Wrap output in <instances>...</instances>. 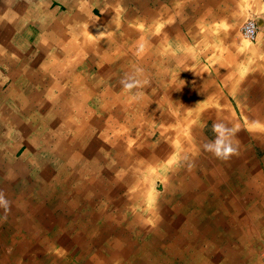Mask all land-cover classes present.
I'll return each instance as SVG.
<instances>
[{
  "label": "rangeland",
  "instance_id": "374dc122",
  "mask_svg": "<svg viewBox=\"0 0 264 264\" xmlns=\"http://www.w3.org/2000/svg\"><path fill=\"white\" fill-rule=\"evenodd\" d=\"M253 2L254 5H256L257 2L254 0L248 3L251 6ZM172 3H176V1L148 0L145 2L143 0V3H141L137 0H134V2L133 0H105V14L109 16L116 15L117 17H115V20H117L114 21L115 24L105 21L104 34L101 30L99 31L102 26L97 24L99 29H94L96 24L90 26L91 24L88 22L87 25L83 27L84 30L78 27L80 28L79 31L74 30L70 33L62 32V45L60 43L56 44L57 46H63V49H61L62 51L70 50L69 48L65 50V45L73 46V53L74 50L78 48V52L80 53L78 56L79 58L82 57V59L80 61L77 60V64L66 63V65L62 59L60 63L56 64H40L38 65L40 67L37 68L38 70H33L34 73H37V76L31 79H24L21 85L15 84V79L13 75H11L14 66L12 68L13 70H11V68L5 70V65L2 64V59H0V75L2 76V73H5L2 80H0V114L3 113L1 106L11 108H7L8 111L6 110V112H10V116L5 117L9 122L0 125V176L4 174L12 176L9 177L6 184L9 185L7 192H27V190H29L30 195L34 193L33 199L31 198L32 201L37 202L46 200L48 203L51 202L56 204L59 210L57 212L61 213L63 212V207L60 205H63L62 203H67L61 186L63 184L70 185L68 180L71 178L69 176L75 174V177H81L86 165V172L89 175H86L87 177H92V179H94V177L96 178L98 176L97 182L99 185L95 187V193L87 200L86 206L84 205L86 208L83 206L81 211L84 215L87 212L86 214L95 213L103 216L102 218L93 217L94 220L88 223L91 225V230H93L94 234L86 232L88 238H85L84 236L81 237L78 233H72V235H76L77 241H72V243H74L72 248L69 247L68 242H66L67 244L65 245V247H69L70 250H73L74 247L78 250L77 254L75 253V255L78 256L75 260L76 264H92L93 260L102 261V257L93 258L94 256L90 254L91 252L89 253L87 251V244L91 242V240L96 241L98 238L104 237L100 235L104 232L105 242L103 243H105V251H102V253H106V256H109L111 252L114 254L120 252L116 249L117 247L120 249L123 246L128 247V249L131 250L127 255L129 260L128 264H164L165 261V264H264L263 145L260 143H250L249 149L251 152L248 154V157L236 156L226 161L219 159L221 165L225 168H222V172L215 173V175L213 174L212 176L208 175V173L215 170L214 165L219 164V162L211 153L201 149L204 144L201 141L205 139L206 134L210 136L209 140L215 139L216 134L212 127L215 122L214 119H217V117L222 119L225 117V119L233 117L238 119L244 128H247V118L245 117L250 116L252 111L250 107L255 105L252 107L256 109L264 105V26H262V24L260 25L259 39L255 42L246 39L242 34V24L244 21L250 17L257 18L256 14L259 13V10L256 8L251 9L249 6V8L244 11V16L234 17V15L231 14L230 21L228 20V22H226L222 20L218 22L208 16L214 11L211 9L209 12H205L207 16L203 19L204 24L200 27L203 31H185L181 34L180 30L183 26L180 25V22L173 23L171 15H169L167 19V14L173 11ZM211 3L212 2H210V4ZM231 3L232 7H230L228 13L238 15V13L242 11V8H236L235 10L234 6L236 2ZM190 4H192V2L189 1V9L176 7L177 9H175L174 12L177 15H181L182 11H185L186 14L189 12V16H192L196 13V8L192 9ZM159 6L166 7V12H163L160 7L161 16H158L159 12H157ZM262 12H264V10ZM261 18L264 20L263 17ZM192 19L194 18H191V20ZM136 27L140 32L136 31ZM102 36H105L104 60L92 53L98 49L101 50ZM140 36L149 37H147L145 42H141L139 41ZM56 37L57 42L58 40L60 41L61 38L58 39V34H56ZM159 54H164V57L165 55L168 56V60L164 58L166 60L164 65L169 68L170 73L175 71L176 78L173 79L175 81L178 79L177 82L183 81L179 82L180 84L178 86L172 83L170 79L168 89H170L169 84L175 86V90H172V92L170 91L171 99L175 103H178L183 98L180 92L182 91L184 93L185 99L189 92L190 98L184 107H187L186 110H190L191 116L201 124L202 129L201 134H197L198 136L194 138L195 145L193 144L191 147H188L189 144L186 142L181 148H171L173 140L175 141L176 134L174 135L167 131L166 124L160 121L158 116L162 111L166 112V110H171L167 106H163L165 109L157 107V110L152 113L151 119H147V121L141 119L134 124L133 127H130L128 131L131 137H128V141H131V145H134L131 138L134 141H138L146 134L150 133L153 137L149 136V141H152L153 143L151 142V144L153 145H157L158 138L161 137L168 138L171 142V145H169V153L165 152L166 154H163L164 157H168L169 159L167 167L162 166V163H164L163 159L160 160V163L157 160L155 161L157 162L154 164L155 166L153 165L152 168L149 167L148 171L143 173L147 175L148 182L151 181L152 187H156L154 191L156 195L154 194L153 196V198H155L151 200L153 207L145 212L144 208L141 210L142 208L139 207L137 210V207L133 208L131 206L132 201H129L131 198L129 194L135 188L142 192L141 197L137 200L140 206L147 198L146 195H152V193H150L151 190L148 192V187L141 183L136 187L127 188V186L122 185V182H118L116 178L117 175L123 174L124 177L126 176V179L127 176L132 179V176L134 177L137 175V171H140L139 174L141 173V170L136 166H126V162H120L118 158L112 157L116 153V146L110 143V141L112 139L117 140L116 132L122 130L120 126L123 127V125H126V121L121 120L118 122L120 126H115L114 129H108L109 131L107 132V128L110 125L108 122L110 113L108 116H105V113H101L100 104L103 100L101 99L102 97H105L106 101L112 100L123 92L124 95L126 94L125 97L132 102V104L129 105L130 108L140 113L138 111L139 108H137L140 104H136L135 102H141L142 97L136 100L132 99L133 93L125 92L119 83L126 73L133 74L136 72V69L141 70L137 74V78H141L140 81L142 82V86L133 91L149 94L150 91H155L157 89L156 92L159 94L153 99L156 100V102L158 100L161 102L164 97V91L161 92L157 87L158 73L153 70V66L156 68L157 62H159L157 58L160 60L163 58L158 56ZM155 56H157V58ZM71 60L70 58L68 62H71ZM103 61L105 64H102ZM147 63H151V70L147 69V75L145 76L144 67L142 65ZM104 65L105 71L103 68ZM176 66H178V68ZM80 75H83L86 80L81 81ZM112 78H117L119 80L118 83H110L108 80ZM186 78H188V80ZM146 81H148L149 84V89L147 88V90L143 85L146 84ZM202 82L207 83L202 84ZM76 83L78 86L81 85L82 87H89L92 84L95 86V89H92V94H89V97H86L84 100L85 103L88 101L85 105V113L87 111L86 109L92 108L91 112L95 113L103 123L105 122V126L99 124L97 126L91 125L92 127L90 126V130L94 132L93 134L95 137H86L81 146L78 145L79 142H77V138H75L77 130L71 128L68 123V119L70 118L68 113L77 116L79 105L81 107L82 104L81 91L76 89ZM14 84L20 86L17 91L13 88ZM182 84L184 85L183 88L181 86ZM69 86H71V89ZM20 89H23V92H21ZM204 90L209 91V94L204 93ZM198 91L202 94L201 101L195 100L196 96L194 94H197ZM19 94H23V96ZM2 95L8 97V104L2 103ZM70 97L74 100L73 104H65ZM256 97L258 99H255ZM251 102L253 104L250 105L249 103ZM149 104H153L151 99ZM200 104L202 106H200ZM150 108H152V106ZM197 108L208 110L209 114H212L214 117L212 116L213 118L211 117L210 119L200 117V119H198V117L194 116V111H196ZM117 109L116 107V110ZM113 111H115V108L113 109L111 107L109 112H111V114L115 113ZM23 114L26 116H23ZM248 120V126L251 127L250 129L253 131H261L260 133L264 131V121L257 119L250 120V118H248ZM197 122L196 124H198ZM50 126H54V128H50ZM38 128L39 130H37ZM191 129L187 132L186 129L181 130L171 127L173 133H180L179 135L185 134V136L191 132ZM54 133L56 136H54ZM102 134L104 138L101 136ZM179 138L181 137H178V139ZM84 146H87L84 148V150L87 151L86 153L83 151ZM42 154L44 155L42 156ZM127 154L125 155L124 153L123 157L127 158ZM146 154H148V152H146ZM64 155H67V158ZM253 157L259 166L258 172L251 167L252 164L248 166V162L251 161L252 163ZM92 160L95 161L92 162ZM96 162H98L97 165H99V170H97ZM94 164L96 170L93 169ZM51 170L54 171L51 172ZM221 175L224 176L221 177ZM141 179L144 180L145 176L142 175ZM195 180L199 181L197 185H193L192 187H186L184 185L186 182H191V184H193ZM70 181L73 182L75 180L71 179ZM108 190H111V192ZM143 205V207H147L145 204ZM118 212L122 213V216L127 217H121L120 219L128 221L124 223L120 222V219L118 220L115 216ZM113 213H115L113 219L108 220L109 215ZM106 215L107 217H105ZM142 221H144V223ZM79 224H82V222ZM163 224L164 227H162ZM71 225L72 226H69L73 228L80 227V225ZM116 241L119 242L120 246L115 245ZM140 241H142L143 244ZM96 242L99 244L95 247V254L96 252L100 253L102 249L100 247L102 241L98 240ZM80 243L82 245L84 244V247ZM173 244L177 245V248L175 251H169ZM157 253L160 254L159 257ZM130 259L132 261H130ZM106 261L107 259H105V262ZM118 262L116 260L111 262L108 258V261L104 264H119Z\"/></svg>",
  "mask_w": 264,
  "mask_h": 264
},
{
  "label": "crops",
  "instance_id": "0c3cea01",
  "mask_svg": "<svg viewBox=\"0 0 264 264\" xmlns=\"http://www.w3.org/2000/svg\"><path fill=\"white\" fill-rule=\"evenodd\" d=\"M137 1L143 3V0ZM144 1L147 2L148 0ZM168 1H176V3H172L173 11L169 10L171 13L168 11L169 14H167V19L169 15H171L173 23L180 22V25L183 26L180 32L184 33L185 31H203V29H200V27L204 24L203 19L207 16L205 12H209V10L211 9H213L214 11L208 16L218 22H221L222 20H225L226 22H228V20L230 21L231 14L234 15V17L244 16V11L249 8V3L253 0ZM189 1L192 2V4H190V6H192L191 8H196V13L194 15L189 16L190 13L187 12L188 14H186L185 11H182L181 15H177L174 12V10L179 7H182L183 9H189ZM230 1L236 2L234 6L235 10L236 8H242V11L239 12L238 15L228 13V10L230 9V7H232V3ZM254 1L257 2L258 5L257 3L256 5H254L253 2L250 8H256L259 10V13H257L256 16L259 20L260 25L262 24V26H264V20L261 18H264V12H262L264 10V0ZM210 2L212 3L210 4ZM163 9L164 7L161 6V10L164 12ZM158 12V16H161L160 8L158 9ZM64 13L66 15H64ZM114 16L117 17L116 15L109 16L105 14V0H0V59H2V64L5 65L4 69L8 70L11 68V70H13L12 68L14 66L15 71L13 70L11 75H17V72L20 71L25 75L24 78L27 79L37 76V73H34L33 70L38 68L39 64H56L60 63L61 59L64 60V64H77V60L79 59L80 61L82 59V57L79 58L78 56L80 55L77 50L78 48L75 49L74 53L72 51L73 46L65 45V50H67L68 48L70 50H61L63 49V46H61L62 32L70 33L74 30L79 31L80 28L78 27H81V29L84 30L83 27H85L87 23L90 22V26L96 24V27L94 26L96 29H99L97 24L99 26H102V28L99 30H101L102 33H105V18L111 17L110 20H114ZM179 17H181L182 19ZM191 18L194 19L191 20ZM56 34H58V39L61 38L60 41L58 40V42L56 39ZM102 37L101 38L103 40L101 42V50L98 49L97 51H93L92 53L94 55H98V58L101 57L104 60L105 36ZM57 43H60L61 45L57 46ZM53 50H55V52ZM70 58L72 60L71 62H68ZM103 63L105 64L104 61L102 62V64ZM28 72H30V75ZM4 74L5 73L3 72L2 76L0 75V80H2ZM15 77L16 76L13 75L14 79ZM20 90L21 92H23V89ZM19 95L23 96V94ZM2 97V103L8 104V97L6 95H2ZM2 107L3 106H1V108ZM2 112L4 113L6 112V110H2ZM3 113L0 114V125L8 123V120L6 121L5 118H3ZM9 177L12 176H9L7 174L0 176V178H2L0 179V191L5 193V198L10 201V210L7 213L3 208H0V264H76L75 260L78 256L75 255V253L77 254L78 250L75 247L73 249L74 251L70 250L69 248L73 247L74 243H72V241H77L76 236L72 235L71 233L67 234L58 231V228L56 227L58 226V224L54 222L55 219H69V217L71 218L68 213L69 211L65 212V209H63V212L58 213L57 211L59 210L56 204H53L51 202L48 203L46 202V200H40L38 202L32 201L31 198L34 195H30L29 190H27V192H7L9 185L6 184ZM10 195L13 197H11ZM86 213L85 215L87 218V215L90 216L91 213ZM62 214H67V216L61 218L60 216ZM15 224H17L18 226ZM46 237L48 239H46ZM66 242L69 243V247L64 246L67 244ZM92 264L103 263L101 261L93 260Z\"/></svg>",
  "mask_w": 264,
  "mask_h": 264
},
{
  "label": "bare ground",
  "instance_id": "6f19581e",
  "mask_svg": "<svg viewBox=\"0 0 264 264\" xmlns=\"http://www.w3.org/2000/svg\"><path fill=\"white\" fill-rule=\"evenodd\" d=\"M28 1V0H27ZM46 1V0H45ZM41 2V1H40ZM77 2V1H76ZM133 2H134V0H133ZM231 2V1H230ZM20 3V2H19ZM62 3V2H61ZM78 3V2H77ZM51 4V3H50ZM110 4V3H109ZM77 5V4H76ZM147 5V4H146ZM23 6V5H22ZM31 6V5H30ZM41 6V5H40ZM110 6V5H109ZM112 6V5H111ZM133 6V5H132ZM145 6V5H144ZM32 7V6H31ZM44 7V6H43ZM146 7V6H145ZM155 7V6H154ZM161 6H159V8H160ZM149 8V7H148ZM22 9H23V7H22ZM113 9V8H112ZM143 9V8H142ZM141 9V10H142ZM27 10V9H26ZM114 10V9H113ZM133 10V9H132ZM150 10V9H149ZM153 10V9H152ZM164 11H165V6H164V9H163ZM138 11V10H137ZM139 12V11H138ZM157 12H158V9H157ZM141 13V12H140ZM111 14H112V12H111ZM110 14V15H111ZM138 14V13H137ZM52 15V14H51ZM64 15H66L65 13H64ZM120 15V14H119ZM115 17V16H114ZM138 17V16H137ZM56 18V17H55ZM102 18V17H101ZM139 18V17H138ZM141 18V17H140ZM150 18H152V17H150ZM38 19V18H37ZM75 19V18H74ZM73 19V20H74ZM98 19V18H97ZM111 19V17L110 18H108L107 19V17L105 18V21H107V22H110V23H112V24H115V22L114 21H116L115 19L114 20H110ZM182 19V18H181ZM70 21V20H69ZM65 22V21H64ZM71 22H72V20H71ZM74 23V22H73ZM79 23V22H78ZM63 24V23H62ZM71 25H72V23H71ZM81 25V24H80ZM111 25V24H110ZM68 27V26H67ZM112 27V26H111ZM92 29V28H91ZM94 29H95V27H94ZM135 30V29H134ZM182 30V29H181ZM16 31V30H15ZM100 31V30H99ZM136 31H138V32H140V30L136 27ZM185 31V30H184ZM45 33V32H44ZM94 33H96V32H94ZM135 33V32H134ZM104 34V33H103ZM182 34V33H181ZM18 35V34H17ZM55 35V34H54ZM68 35V34H67ZM139 35H140V33H139ZM184 35V34H183ZM49 36V35H48ZM179 36V35H178ZM181 36V35H180ZM147 37H149V36H147ZM147 37L146 36H140L139 37V41H141V42H145L146 41V39H147ZM202 37V36H201ZM200 37V38H201ZM206 38H207V36H206ZM177 39V38H176ZM49 40V39H48ZM126 40V39H125ZM209 40V39H208ZM116 41V40H115ZM52 42V41H51ZM125 43H126V41H125ZM122 44V43H121ZM164 44V43H163ZM124 45V44H123ZM167 45V44H166ZM18 46V45H17ZM23 46V45H22ZM77 47V46H76ZM117 47V46H116ZM115 47V48H116ZM114 48V49H115ZM125 49V48H124ZM134 49V48H133ZM189 49V48H188ZM78 50V49H77ZM120 50V49H119ZM129 50H131V49H129ZM54 52H55V50H53ZM75 51V50H74ZM113 51V50H112ZM126 51V50H125ZM53 52V53H54ZM24 53V52H23ZM130 53V52H129ZM168 54V53H167ZM61 55V54H60ZM119 55V54H118ZM64 56V55H63ZM158 56H161V57H163V58H161V60L159 59V58H157V56H155L158 60H159V62H157V67L155 68L154 66H153V70H155V72L156 73H158V76H157V78H158V84H157V87L160 89V91L161 92H163L164 91V97L162 98V100H161V102H160V100H158L157 102H156V100H154L153 98L155 97V96H157L159 93H157L156 92V90L155 91H150L149 92V94H142V101L141 102H135L136 104H140V105H138L137 106V108H139V112L140 113H138L137 111H133V109L132 108H130V104H132V102L127 98V97H125L126 96V94L124 95V93L123 92H121L120 94H118V97L116 98V97H114L112 100H105V97L103 98H101V96H100V98L101 99H103L102 100V103L100 104L101 105V109H100V111H101V113H105V116L107 115H109V113H110V117L108 118V122H109V127L107 128V132L109 131L108 129H114V127L116 126V127H118V126H120V125H118V122H120L121 120H125L126 121V125H123V127L122 126H120V128L122 129V130H119V131H115L116 132V138H117V140H115V139H112L111 141H110V143H113V145L114 146H116L115 147V150H116V153L114 154V153H112V154H114L112 157H114V158H118L119 160H120V162H122V161H124V162H126V166H136L137 168H139V170H141V173L139 174V172L140 171H137L138 173H136V172H134V173H136L137 175H135L134 177L132 176V179L129 177V176H127V179H126V176L124 177V175L123 174H119V175H115L116 176V178H117V181L118 182H122V185H125V186H127V188H129V187H136L138 184H142V185H145L146 187H148V192H149V190H151V192L150 193H152V195H150V194H148V195H146L147 196V198L145 199V201H144V203L143 204H145L147 207L145 208V207H143L144 205L143 204H140V206H139V203H138V201L137 200H139V197H141V195H142V192L141 191H139V190H136V188L135 189H133V191H131V193L129 194V196L131 197L130 199H129V201H132V207L133 208H136L137 207V210L139 209V207H141L142 209L141 210H143V208H144V211L145 212H147L148 210H150V209H152V207H153V203H152V201L151 200H153L154 198H153V196H154V194H155V190H156V187L155 188H153L152 187V185H151V181L150 182H148V177H147V175H145V174H143L144 172H146V171H148V168L150 167V168H152L153 167V165L155 164V163H157V162H155V161H157L158 160V162L160 163V160H164L163 162L164 163H162V166L163 167H167V164H168V161H169V159H168V157L166 158V157H164V155L163 154H166L167 152L169 153V145H171V142H170V140L168 139V138H165V137H161V138H158V144L157 145H153V144H151V142L152 141H149V136L150 137H153V135H151V133L150 134H146L144 137H142V139H140V140H136V141H134L132 138H131V140L134 142L133 144L134 145H131V141L129 142L128 141V137L130 136V132L128 131L129 129H130V127H133V125L134 124H136L139 120H141V119H144L145 121H147V119H151V117H152V113L154 112V111H156L157 110V107L159 108H163V109H165L163 106H167V107H169L171 110L170 111H167L166 110V112H161V113H159L158 114V116H159V120L160 121H162L163 123H165L166 124V126H167V131H169L171 134H176L175 135V141L173 140V144H172V147L171 148H181V146L182 145H184V144H186V142H188L187 144H189V146L188 147H191L193 144H194V142H195V140H194V138H196L198 135H200L201 134V124L200 123H198L197 122V120H195L192 116H191V113H190V110L188 111V110H186V108L184 107L186 104H187V102H188V100H189V92H188V96H187V98L185 99L184 98V93L181 91L180 92V94L181 95H183V98L181 99V101L180 102H178V103H175L172 99H171V97H170V91L172 92V90H175V86H173V85H171V84H169V88L170 89H168V83L170 82V79L172 80V83H174L175 85H178L179 86V82H181V81H179V82H177V80L175 81L173 78H176V74H175V71H173V72H169V68L168 67H165V63H166V60L165 59H167L168 60V56L167 55H165V57H164V54H159ZM54 57V56H53ZM73 57V56H72ZM75 57V56H74ZM76 58V57H75ZM165 58V59H164ZM171 58H172V56H171ZM129 59V58H128ZM57 60V59H56ZM79 60V59H78ZM61 61V60H60ZM90 62V61H89ZM41 63H43V62H41ZM33 64V63H32ZM69 64V63H68ZM126 64V63H125ZM19 65V64H18ZM40 65V64H39ZM42 65H44V63L42 64ZM63 65V64H62ZM67 65V64H66ZM128 65V64H127ZM142 65V64H141ZM156 65V64H155ZM54 66H56V65H54ZM58 66H60V65H58ZM143 67H144V72L146 73L147 72V69H150L151 68V63H147V64H145V65H142ZM162 66V67H161ZM25 67H26V65H25ZM39 67V66H38ZM43 67V66H42ZM45 67V66H44ZM94 67V66H93ZM102 67V66H101ZM111 67V66H110ZM177 68H178V66H176ZM40 68V67H39ZM56 68V67H55ZM103 68L105 69V65L103 66ZM138 68V67H137ZM140 68V67H139ZM23 69V68H22ZM37 69V68H36ZM42 69V68H41ZM46 69V68H45ZM101 69V68H100ZM181 69V68H180ZM48 70V69H47ZM50 70V69H49ZM103 70V69H102ZM122 70V69H121ZM132 70V69H131ZM151 70V69H150ZM182 70V69H181ZM185 70V69H184ZM57 71H59V70H57ZM113 71V70H112ZM179 71V70H178ZM31 72V71H30ZM30 72H28L29 73V75H30ZM99 72V71H98ZM60 73V72H59ZM86 73V72H85ZM97 73V72H96ZM95 73V74H96ZM144 73V75L146 76L147 75V73L145 74ZM154 73V72H153ZM34 74V73H33ZM32 74V75H33ZM118 74V73H117ZM186 74V73H185ZM185 74H182V75H185ZM14 76H16L15 77V80H14V83L15 84H19V85H21V83H22V81L25 79L24 78V74L22 73V72H17V75L16 74H13ZM41 75V74H40ZM115 75V74H114ZM142 75V74H141ZM65 76V75H64ZM186 76V75H185ZM189 76V75H188ZM27 77V76H26ZM58 77V76H57ZM63 77V76H62ZM143 77V76H142ZM154 77V76H153ZM152 77V78H153ZM180 77V76H179ZM178 77V78H179ZM190 77V76H189ZM197 77V76H196ZM202 77V76H201ZM47 78V77H46ZM90 78H92V77H90ZM31 79V78H30ZM34 79V78H33ZM55 79V78H54ZM78 79V78H77ZM80 79H81V81H83V80H86V78L83 76V75H80ZM139 80H141V78H138ZM155 79V78H154ZM187 80H188V78H186ZM191 79H193V78H191ZM203 79V78H202ZM37 80V79H36ZM40 80V79H39ZM95 80V79H94ZM194 80V79H193ZM204 80V79H203ZM106 81V80H105ZM110 83H112V82H116V83H118V79L117 78H112V79H110V80H108ZM144 81V80H143ZM31 82H32V80H31ZM94 82V81H93ZM183 82V81H182ZM34 83H36V82H34ZM53 83V82H52ZM146 84H143L146 88V90H147V88H148V86H149V84H148V81H146L145 82ZM178 83V84H177ZM193 83V82H192ZM201 83V82H200ZM203 83H207V82H202V84ZM211 83V82H210ZM13 85V88L17 91V89L18 88H20V86H18V85ZM24 84V83H23ZM37 84V83H36ZM151 84V83H150ZM247 84V83H246ZM189 85V84H188ZM200 85V84H199ZM198 85V86H199ZM245 85V84H244ZM35 86V85H34ZM109 86H110V84H109ZM177 86V87H178ZM182 86V88H183V84L181 85ZM24 87V86H23ZM26 87V86H25ZM188 87V86H187ZM192 87V86H191ZM11 88V87H10ZM27 88H29V87H27ZM69 88L71 89V86H69ZM80 88V89H79ZM90 88V89H89ZM100 88V87H99ZM103 88V87H102ZM141 88V87H140ZM190 88V87H189ZM76 89L77 90H80L81 92H80V95L82 96V98H81V100H82V104H81V107H80V105H79V108H78V110H77V116H75V115H73V114H70V113H68L69 114V119H68V123H69V125L71 126V128H73V129H76L77 130V133H76V136H75V138H77V142H79V146H81L82 145V143H83V140L85 141V138L86 137H88V136H90V137H95L94 136V132H92L90 129H91V125H93V126H97L98 124L99 125H104L105 126V122L103 123V121L102 120H100V118H98L97 117V115L95 114V113H93V112H91V109L89 108V109H86L87 111H86V113H85V105L87 104V102L85 103L84 102V100L86 99V97H89V94H92V89L94 90L95 89V86L92 84L91 86H89V87H82L81 85H79L78 86V84L76 83ZM110 89V88H109ZM149 89V88H148ZM206 89V88H205ZM55 90V89H54ZM100 90V89H99ZM104 90V89H103ZM201 90V89H200ZM47 91V90H46ZM106 91V90H105ZM115 91V90H114ZM123 91V90H122ZM215 91H216V89H215ZM218 91V90H217ZM30 92V91H29ZM49 92V91H48ZM100 92V91H99ZM112 92V91H111ZM110 92V93H111ZM146 92V91H145ZM209 91H207V90H204V93H208ZM31 93V92H30ZM69 93V92H68ZM104 93V92H103ZM49 94V93H48ZM55 94V93H54ZM75 94V93H74ZM116 94V93H115ZM209 94V93H208ZM214 94V93H213ZM51 95V94H50ZM196 97H195V100H198V101H201V98H202V94L201 93H199V91H198V93L197 94H194ZM16 96V95H15ZM53 96V95H52ZM161 96V95H160ZM259 97V96H258ZM94 98V97H93ZM160 98V97H159ZM178 98V97H177ZM192 98V97H191ZM150 99H151V101L153 102V104L151 105V104H149V101H150ZM175 99V98H174ZM255 99H258L257 97L255 98ZM98 100V99H97ZM48 101V100H47ZM96 101V100H95ZM176 101V100H175ZM259 101V100H258ZM50 102V101H49ZM73 102H74V100H73V98L72 97H70L66 102H65V104H67V105H70V104H73ZM156 102V103H155ZM250 102V101H249ZM35 103V102H34ZM119 103V104H118ZM263 103V102H262ZM49 104V103H48ZM250 105L251 104H253L252 102L251 103H249ZM15 105V104H14ZM38 105V104H37ZM150 105V106H149ZM197 105V104H196ZM16 106V105H15ZM97 106V105H96ZM152 106V108H150ZM200 106H202L201 104H200ZM253 107L255 106V105H252ZM250 107L251 108V114H250V116H248V117H245V118H247V122H246V124H247V128H244V126L240 123V121L238 120V119H236V118H229V119H222V118H219V117H217V119H214L215 120V122H217V121H224V122H226V123H229L230 125L231 124H234V125H238L239 126V132L237 133V135L234 137V143H236V144H238L239 145V152H238V154L237 155H233L231 158H233V157H236V156H240V157H243V156H247L248 157V154L251 152L250 151V149H249V145H250V143L251 144H253V143H260L261 145H263V148H264V131H262V133H260L261 131H253L252 129H250L251 127L250 126H248L249 124V120H248V118H250V120H255V119H257V120H261V121H264V105H262L260 108H256V109H253V107ZM98 107V106H97ZM111 107L114 109L115 108V111H113V112H115V113H112L111 114V112H109V110H111ZM116 107L118 108L117 110H116ZM135 107V106H134ZM249 107V106H248ZM6 108H10V107H2L1 108V110H7ZM193 108V107H192ZM249 108V109H250ZM11 109V108H10ZM23 109V108H22ZM45 109V108H44ZM212 109V108H211ZM14 110H16V109H14ZM8 111V110H7ZM13 111V110H12ZM25 111V110H24ZM93 111V110H92ZM94 111H96V110H94ZM165 111V110H164ZM20 112H21V110H20ZM35 112V111H34ZM28 114V113H27ZM31 114H33V113H31ZM194 116L195 117H198V119H200V117H202V118H211L213 115L212 114H209V111L208 110H203V109H201V108H197L196 109V111H194ZM218 114V113H217ZM3 118H5V117H9L10 116V112H4L3 114ZM20 115V114H19ZM23 116H26V115H24L23 114ZM28 116V115H27ZM39 116V115H38ZM75 119H78V120H75ZM214 117V116H213ZM212 117V118H213ZM30 118V117H29ZM33 118V117H32ZM31 118V119H32ZM23 119V118H22ZM48 119V118H47ZM156 119V118H155ZM5 120L7 121V118H5ZM24 120V119H23ZM29 120V119H28ZM37 120V119H36ZM104 120H106V119H104ZM154 120V119H153ZM158 120V121H159ZM2 121V120H1ZM67 121V120H66ZM9 122V121H8ZM28 122V121H27ZM196 122L198 123V124H196ZM11 123V122H10ZM26 123V122H25ZM117 123V124H116ZM6 124V123H5ZM12 124V123H11ZM28 124V123H27ZM31 124V123H30ZM148 125V124H147ZM91 126V127H90ZM12 127V126H11ZM14 127V126H13ZM37 127H39V126H37ZM43 127V126H42ZM52 126H50V128H51ZM171 127L172 128H174V129H177V128H179V129H181V130H184V129H186L187 130V132H189L190 131V129H191V132L189 133V134H186V136H185V134H183V135H179L180 133H173V131H171ZM261 127V126H260ZM6 128V127H5ZM41 128V127H40ZM52 128H54V126L52 127ZM65 128H67V127H65ZM206 128H207V126H206ZM210 128V127H209ZM42 129V128H41ZM119 129V128H118ZM211 129V128H210ZM37 130H39V128L37 129ZM117 130V129H116ZM47 131V130H46ZM54 131V130H53ZM121 131V132H120ZM123 131V132H122ZM23 132V131H22ZM38 132V131H37ZM40 132V131H39ZM50 132H51V130H50ZM99 132V131H98ZM102 132V131H101ZM132 132V131H131ZM137 132V131H136ZM48 133V132H47ZM47 133H45V134H47ZM52 133V132H51ZM215 133V132H214ZM260 133V134H259ZM34 134V133H33ZM97 134V133H96ZM99 134V133H98ZM198 134V135H197ZM213 134V133H212ZM17 135V134H16ZM49 135H50V133H49ZM58 135V134H57ZM72 135V134H71ZM204 135V134H203ZM14 136V135H13ZM37 136V135H36ZM54 136H56L55 135V133H54ZM103 138H104V135L102 134L101 135ZM105 136H106V134H105ZM89 137V138H90ZM131 137V136H130ZM168 137V136H167ZM178 137H181V138H179L178 139ZM35 138V137H34ZM40 138V137H39ZM59 138V137H58ZM201 138V137H200ZM4 139V138H3ZM44 139V138H43ZM55 139V138H54ZM210 139V136L209 135H205V139H202V141L201 142H203V143H205V141H208ZM36 140H38V139H36ZM47 140V139H46ZM59 140H60V138H59ZM109 140V139H108ZM151 140V139H150ZM198 140H201V139H198ZM102 141V140H101ZM37 142V141H36ZM50 142V141H49ZM141 143H143V144H141ZM153 143V142H152ZM181 143V144H180ZM190 143H191V145H190ZM85 144V143H84ZM50 145V144H49ZM49 145H48V147H49ZM70 145V144H69ZM92 145H94V144H92ZM195 145V144H194ZM33 146V145H32ZM90 146V145H89ZM110 146V145H109ZM186 146V145H185ZM42 147V146H41ZM60 147V146H59ZM73 147V146H72ZM87 146H84L83 147V151H85V153L87 152L86 150H84V148H86ZM107 147V146H106ZM39 148V147H38ZM43 148V147H42ZM63 148V147H62ZM80 148V147H79ZM109 148V147H108ZM251 148V147H250ZM37 149V148H36ZM201 149H203V147L201 148ZM55 150V149H54ZM60 150V149H59ZM184 150V149H183ZM111 151H112V149H111ZM177 151V150H176ZM192 151V150H191ZM59 152V151H58ZM110 152V151H109ZM108 152V153H109ZM146 152H148V154H146ZM166 152V153H165ZM263 152H264V150H263ZM55 153V152H54ZM70 153V152H69ZM94 153V152H93ZM125 153V155L127 154V158H124L123 157V154ZM139 153V154H138ZM193 153V152H192ZM61 154V153H60ZM141 154H143V155H141ZM182 154V153H181ZM44 154H42V156H43ZM62 155H63V153H62ZM140 155H141V158H140ZM175 155H176V152H175ZM211 155V154H210ZM65 156V155H64ZM67 156V155H66ZM65 156V157H66ZM186 156V155H185ZM192 156V155H191ZM194 156V155H193ZM196 156V155H195ZM96 157V156H95ZM67 158V157H66ZM65 158V159H66ZM180 158V157H179ZM213 158V157H212ZM55 159V158H54ZM80 159V158H79ZM89 159V158H88ZM98 159V158H97ZM239 159V158H238ZM243 159V158H242ZM247 159V158H246ZM246 159H245V161H246ZM99 160V159H98ZM115 160V159H114ZM216 160L219 162V164H215L214 166H215V170H212V171H210L209 173H208V175H210V176H212L213 174L215 175V173H220V172H222V168H225L224 166H222L221 165V163H220V160L219 159H217L216 158ZM248 160H249V158H248ZM95 161V160H94ZM93 160H92V162H94ZM182 161H184V160H182ZM186 161V160H185ZM250 161V160H249ZM39 162V161H38ZM105 162V161H104ZM117 162V161H116ZM30 163V162H29ZM97 163L98 162H96V167H97V170H99V165H97ZM184 163H186V162H184ZM216 163V162H215ZM226 163V162H225ZM247 163V162H246ZM31 164V163H30ZM62 164V163H61ZM77 164V163H76ZM93 164V163H92ZM239 164V163H238ZM242 164V163H241ZM249 164H252V168L254 169V170H256L257 172H258V165H257V161L255 160V158L253 157L252 158V163H251V161L250 162H248V166H249ZM246 165V164H245ZM38 166V165H37ZM70 166V165H69ZM93 166V165H92ZM133 166V167H134ZM155 166V165H154ZM8 167V166H7ZM68 167V166H67ZM66 167V168H67ZM86 167H87V165L84 167V170H83V174L81 175V177L80 176H77V177H75L74 175H71V176H69L72 180L74 179L75 181H73V182H71L70 180L71 179H69L68 181H69V183H70V185L69 184H63L62 186H61V189H62V191H63V193H64V198L65 199H67V203H62L63 205H60L61 207H63V209H65L64 211L66 212L67 210H69V215L71 216V218L69 217V219H65V218H63V217H66L67 216V214H62L60 217L61 218H63V219H55V221L54 222H56L57 224H58V226H56L57 228H58V231H60V232H62V233H78V234H80V236L81 237H85V238H88V236L86 235V232H88V233H90V234H94V232H93V230H91L92 228H91V225L90 224H88L89 222L91 223L94 219H93V217L94 218H102V216L103 215H98V214H95V213H92V214H90V216H87V218H86V215H84L83 213H82V209H83V206L85 205L86 206V203H87V200H89V198L95 193V187L96 186H98L99 185V183L97 182L98 180H97V177L95 178L94 177V179H92V177H87L86 175H88V173L86 172ZM96 167H95V164H94V166H93V169L94 170H96ZM119 167V166H118ZM157 167H158V165H157ZM208 167V166H207ZM212 167V166H211ZM28 168V167H27ZM39 168H40V166H39ZM73 168V167H72ZM75 168V167H74ZM192 168V167H191ZM193 168H195V167H193ZM198 168V167H197ZM199 168H200V166H199ZM230 168V167H229ZM136 169V168H135ZM28 170H29V168H28ZM74 170H76V169H74ZM127 170V169H126ZM137 170V169H136ZM157 170V169H156ZM181 170V169H180ZM39 171V170H38ZM52 171H54V170H51V172ZM67 171V170H66ZM69 171V170H68ZM173 171V170H172ZM42 172V171H41ZM122 172V171H121ZM126 172H129V171H126ZM178 172H179V170H178ZM212 172H214V173H212ZM97 173V172H96ZM203 173V172H202ZM34 174V173H33ZM51 174H53V173H51ZM103 174V173H102ZM129 174V173H128ZM153 174V173H152ZM192 174H193V172H192ZM142 175H144L145 176V179L143 180V179H141V176ZM203 175V174H202ZM47 176V175H46ZM49 176V175H48ZM52 176V175H51ZM89 176V175H88ZM121 176H122V178H121ZM197 176H198V174H197ZM201 176V175H200ZM209 176V177H210ZM222 176H224V175H221V177ZM102 177V176H101ZM167 177V176H166ZM210 178H212V177H210ZM46 179V178H45ZM208 179V178H207ZM50 180V179H49ZM77 180V181H76ZM96 180V181H95ZM120 180V181H119ZM122 180V181H121ZM188 180V179H187ZM36 181V180H35ZM48 181V180H47ZM67 181V182H68ZM79 181H80V183H79ZM117 181H115V182H117ZM170 181V180H169ZM228 181V180H227ZM174 182V181H173ZM181 182V181H180ZM208 182V181H207ZM109 183V182H108ZM199 183V181L198 180H195L194 181V183L193 184H191V182H186V184H184L186 187H192L193 185H197ZM212 183V182H211ZM77 185V187H76V185ZM183 184V183H182ZM230 184V183H229ZM250 184V183H249ZM38 185V184H37ZM212 185V184H211ZM114 186V185H113ZM183 186V185H182ZM207 186V185H206ZM215 186V185H214ZM239 186V185H238ZM185 187V188H186ZM98 188V187H97ZM181 188V187H180ZM232 188V187H231ZM22 189H23V187H22ZM109 189V188H108ZM206 189V188H205ZM250 189V188H249ZM17 190V189H16ZM42 190V189H41ZM187 190V189H186ZM109 192H111V190H108ZM189 191V190H188ZM212 191V190H211ZM222 191V190H221ZM10 192V191H9ZM104 192H105V186H104ZM202 192V191H201ZM255 192V191H254ZM170 193V192H169ZM185 193V192H184ZM256 193V192H255ZM5 194V193H4ZM28 194V193H27ZM34 194V193H33ZM32 194V195H33ZM38 194V193H37ZM107 194V193H106ZM199 194V193H198ZM216 194V193H215ZM55 195V194H54ZM125 195H126V193H125ZM156 195V194H155ZM162 195H164V194H162ZM172 195V194H171ZM183 195V194H182ZM187 195V194H186ZM255 195V194H254ZM11 196V195H10ZM219 196V195H218ZM11 197H13V196H11ZM16 197V196H15ZM14 197V198H15ZM179 197H182V196H179ZM206 197V196H205ZM208 197V196H207ZM222 197V196H221ZM230 197V196H229ZM30 198V197H29ZM28 198V199H29ZM33 198V197H32ZM35 198V197H34ZM38 198V197H37ZM60 198V197H59ZM195 198V197H194ZM209 198V197H208ZM102 199V198H101ZM126 199V198H125ZM168 199V198H167ZM171 199V198H170ZM197 199V198H196ZM264 199V198H263ZM16 200V199H15ZM23 200V199H22ZM38 200V199H37ZM92 200V199H91ZM180 200V199H179ZM63 201V200H62ZM124 201V200H123ZM157 201V200H156ZM25 202V201H24ZM38 202V201H37ZM126 202V201H125ZM169 202V201H168ZM174 202V201H173ZM193 202V201H192ZM204 202H206V201H204ZM170 203V202H169ZM35 204V203H34ZM212 204V203H211ZM259 204V203H258ZM88 205V204H87ZM127 205H128V203H127ZM126 205V206H127ZM203 205V204H202ZM208 205V204H207ZM84 206V207H85ZM89 206V205H88ZM209 206V205H208ZM225 206V205H224ZM122 207V206H121ZM188 207V206H187ZM197 207V206H196ZM223 207V206H222ZM258 207V206H257ZM86 208V207H85ZM185 208V207H184ZM224 208V207H223ZM228 208V207H227ZM232 208V207H231ZM16 209V208H15ZM176 209V208H175ZM245 209V208H244ZM161 210V209H160ZM173 210V209H172ZM203 210V209H202ZM246 210V209H245ZM249 210V209H248ZM16 211V210H15ZM21 211V210H20ZM56 211V210H55ZM61 211V210H60ZM143 211V212H144ZM182 211V210H181ZM228 211V210H227ZM158 212V211H157ZM246 212V211H245ZM22 213V212H21ZM132 213V212H131ZM179 213V212H178ZM20 214V213H19ZM161 214V213H160ZM240 214V213H239ZM15 215V214H14ZM13 215V216H14ZM21 215V214H20ZM114 215H115V213H113V214H110L109 215V219L108 220H110V219H113V217H114ZM131 215V214H130ZM184 215V214H183ZM194 215H195V213H194ZM222 215V214H221ZM232 215V214H231ZM116 218L119 220L121 217H124V216H122V213H120V212H118L116 215ZM134 216V215H133ZM242 216V215H241ZM15 217V216H14ZM22 217V216H21ZM105 217H107V215L105 216ZM190 217V216H189ZM209 217V216H208ZM246 217V216H245ZM23 218V217H22ZM34 218V217H33ZM86 218V219H85ZM124 218H127V217H124ZM138 218V217H137ZM173 218V217H172ZM175 218V217H174ZM191 218V217H190ZM253 218V217H252ZM136 219V218H135ZM139 219V218H138ZM186 219V218H185ZM232 219V218H231ZM235 219V218H234ZM14 220H16V219H14ZM26 220V219H25ZM34 220V219H33ZM98 220H100V219H98ZM164 220V219H163ZM242 220V219H241ZM49 221V220H48ZM47 221V222H48ZM128 220H124V219H120V222H127ZM151 221V220H150ZM236 221V220H235ZM50 222V221H49ZM80 222H82V224H79ZM107 222V221H106ZM143 223H144V221H142ZM162 222V221H161ZM160 222V223H161ZM185 222V221H184ZM153 223V222H152ZM151 223V224H152ZM164 223V222H163ZM168 223H169V221H168ZM167 223V224H168ZM21 224V223H20ZM36 224V223H35ZM71 224H75V225H80V227L79 228H77V227H70V226H72ZM113 224V223H112ZM120 224V223H119ZM182 224H183V222H182ZM15 225H17V224H15ZM25 225V224H24ZM38 225V224H37ZM70 225V226H69ZM123 225V224H122ZM134 225V224H133ZM171 225V224H170ZM236 225V224H235ZM18 226V225H17ZM22 226V225H21ZM94 226V225H93ZM121 226V225H120ZM181 226H183V225H181ZM231 226V225H230ZM105 227V226H104ZM162 227H164V224H163V226ZM200 227V226H199ZM217 227V226H216ZM216 227H215V229H216ZM20 228V227H19ZM24 228V227H23ZM103 228V227H102ZM239 228V227H238ZM29 229H30V227H29ZM101 229V228H100ZM110 229V228H109ZM165 229V228H164ZM32 230V229H31ZM134 230V229H133ZM140 230V229H139ZM204 230V229H203ZM221 230V229H220ZM219 230V231H220ZM27 231V230H26ZM55 231V230H54ZM112 231V230H111ZM151 231V230H150ZM163 231V230H162ZM161 231V232H162ZM183 231V230H182ZM217 231V230H216ZM238 231V230H237ZM29 232V231H28ZM132 232V231H131ZM227 232V231H226ZM105 233V232H104ZM104 233H101L100 235H102V236H104V237H102V238H98V240H101L102 242H101V244H103V245H101L100 244V247L102 248L101 250H100V253H98V252H96V254H95V247L99 244L98 242H96V241H98V240H96V241H93V240H91V242H89L88 244H87V251L90 253V254H92L94 257L93 258H100V257H102L101 258V262L104 264V263H106L107 261H108V258H109V260H111V262L112 261H114V260H116L117 262L118 261H122V262H118L119 264H128V262H129V260H128V254H129V252H131V250L130 249H128V247H125V246H123L121 249L120 248H116L118 251H120L119 253H116V254H114V253H110L109 254V256H106V253H102V251H105V243H103V242H105V234ZM112 233V232H111ZM137 233V232H136ZM145 233V232H144ZM153 233V232H152ZM164 233V232H163ZM216 233V232H215ZM161 234V233H160ZM181 234V233H180ZM203 234V233H202ZM50 235V234H49ZM167 235V234H166ZM170 235V234H169ZM215 235V234H214ZM219 235H221V234H219ZM71 236V235H70ZM76 236V235H75ZM110 236V235H109ZM121 236V235H120ZM184 236V235H183ZM205 236V235H204ZM224 236V235H223ZM29 237V236H28ZM37 237V236H36ZM53 237V236H52ZM107 237V236H106ZM220 237V236H219ZM219 237H217V238H219ZM222 237V236H221ZM30 238V237H29ZM70 238V237H69ZM79 238V237H78ZM169 238V237H168ZM184 238V237H183ZM37 239V238H36ZM46 239H48L47 237H46ZM52 239V238H51ZM130 239H131V237H130ZM134 239H135V237H134ZM170 239V238H169ZM177 239V238H176ZM38 240V239H37ZM70 240V239H69ZM124 240V239H123ZM122 240V241H123ZM127 240V239H126ZM147 240V239H146ZM163 240V239H162ZM172 240V239H171ZM174 240V239H173ZM178 240V239H177ZM84 241V240H83ZM128 241H129V239H128ZM139 241V240H138ZM28 242V241H27ZM140 242H142V241H140ZM153 242V241H152ZM179 242V241H178ZM30 243V242H29ZM39 243H40V241H39ZM56 243V242H55ZM157 243V242H156ZM189 243H190V240H189ZM36 244V243H35ZM81 244V243H80ZM142 244H143V242H142ZM176 244V243H175ZM175 244H173L172 246H171V249H169V251H175V249L177 248V245H175ZM181 244V243H180ZM179 244V245H180ZM217 244V243H216ZM30 245V244H29ZM33 245V244H32ZM37 245V244H36ZM41 245V244H40ZM55 245V244H54ZM82 245V244H81ZM106 245H108V244H106ZM115 245H118V246H120V244H119V242H115ZM126 245V244H125ZM188 245V244H187ZM190 245V244H189ZM65 246V245H64ZM83 247H84V244L82 245ZM162 246V245H161ZM52 247V246H51ZM56 247V246H55ZM78 247V246H77ZM146 247V246H145ZM200 247V246H199ZM198 247V248H199ZM31 248V247H30ZM134 248V247H133ZM220 248V247H219ZM223 248V247H222ZM120 249V250H119ZM144 249V248H143ZM98 250V249H97ZM130 250V251H129ZM160 250V249H159ZM108 251V250H107ZM106 251V252H107ZM150 251V250H149ZM135 252V251H134ZM164 252H166V251H164ZM163 252V253H164ZM168 252V251H167ZM120 254V255H119ZM132 254V253H131ZM158 254V253H157ZM58 255V254H57ZM63 255V254H62ZM65 255V254H64ZM69 255V254H68ZM67 255V256H68ZM78 255H79V253H78ZM45 256V255H44ZM160 256V254H158V257ZM185 256V255H184ZM105 259H107V261L105 262ZM160 259V258H159ZM183 259V258H182ZM79 260V259H78ZM143 260V259H142ZM186 260H187V258H186ZM191 260V259H190ZM56 261V260H55ZM58 261V260H57ZM90 261V260H89ZM130 261H132L131 259H130ZM47 262H48V260H47ZM145 262V261H144ZM166 262V261H165ZM165 262H164V264H165ZM182 262V261H181ZM231 262V261H230ZM180 263V262H179ZM188 263V262H187ZM143 264V263H142ZM146 264V263H145ZM161 264V263H160Z\"/></svg>",
  "mask_w": 264,
  "mask_h": 264
},
{
  "label": "clouds",
  "instance_id": "9594fccd",
  "mask_svg": "<svg viewBox=\"0 0 264 264\" xmlns=\"http://www.w3.org/2000/svg\"><path fill=\"white\" fill-rule=\"evenodd\" d=\"M140 69H136L133 74H125L119 81L120 86L125 92L133 93L132 99L141 98L142 93L133 91L142 86V82L137 78ZM213 131L215 132V139L205 141L203 150L211 153L217 159L229 160L233 155L239 152V145L234 143V137L239 132V126L229 124L224 121H217L213 123ZM0 208H3L7 213L10 210V201L5 198V195L0 191Z\"/></svg>",
  "mask_w": 264,
  "mask_h": 264
},
{
  "label": "built area",
  "instance_id": "2783aa9c",
  "mask_svg": "<svg viewBox=\"0 0 264 264\" xmlns=\"http://www.w3.org/2000/svg\"><path fill=\"white\" fill-rule=\"evenodd\" d=\"M242 34L252 42L257 41L260 34L259 20L255 17L247 18L242 24Z\"/></svg>",
  "mask_w": 264,
  "mask_h": 264
}]
</instances>
